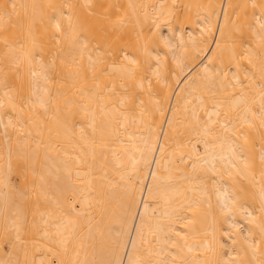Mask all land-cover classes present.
<instances>
[{
  "label": "bare ground",
  "instance_id": "bare-ground-1",
  "mask_svg": "<svg viewBox=\"0 0 264 264\" xmlns=\"http://www.w3.org/2000/svg\"><path fill=\"white\" fill-rule=\"evenodd\" d=\"M0 264H264V0H0Z\"/></svg>",
  "mask_w": 264,
  "mask_h": 264
}]
</instances>
